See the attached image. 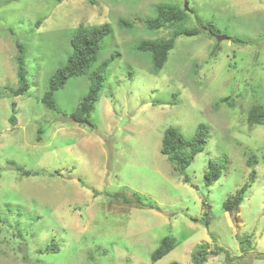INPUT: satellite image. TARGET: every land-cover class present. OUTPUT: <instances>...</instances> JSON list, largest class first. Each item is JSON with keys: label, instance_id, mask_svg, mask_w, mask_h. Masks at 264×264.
<instances>
[{"label": "rangeland", "instance_id": "rangeland-1", "mask_svg": "<svg viewBox=\"0 0 264 264\" xmlns=\"http://www.w3.org/2000/svg\"><path fill=\"white\" fill-rule=\"evenodd\" d=\"M160 3L184 10L183 22L136 21ZM99 24L110 31L92 65L105 76L92 127L69 117L88 77L55 92L60 113L41 97L75 29ZM175 26L196 33L177 36L154 72L136 46ZM16 41L29 83L19 95ZM253 106L264 109V0H0V264H264V124L248 123ZM199 123L205 148L180 174L160 151L163 132L188 138ZM209 161L221 173L206 185ZM245 183L239 206L225 210ZM165 236L172 249L153 261ZM202 242L224 251L195 262Z\"/></svg>", "mask_w": 264, "mask_h": 264}, {"label": "trees", "instance_id": "trees-1", "mask_svg": "<svg viewBox=\"0 0 264 264\" xmlns=\"http://www.w3.org/2000/svg\"><path fill=\"white\" fill-rule=\"evenodd\" d=\"M155 14L152 17L145 19L137 18V22H143L145 26L150 29H159L165 26L175 25L176 22H183L186 12L174 4L160 3L155 6ZM127 21L125 19H119V26L122 28H129L136 23ZM41 20L35 22L36 25L40 24ZM176 27V26H175ZM171 36L165 41L161 40H141L137 44V49L143 52H148L151 56L154 72H158L167 59V54L173 47L174 40L177 36L192 35L196 33V30L176 27ZM110 28L107 24L99 25H79L70 38L71 50L67 56L64 65L58 67L50 76L47 89L44 91L41 102L49 109L58 113L61 112L60 108L56 105L54 94L55 92L71 77L77 75H84L89 79V86L86 94L82 97L78 107L69 113V117L81 124L92 126L90 117L91 111L94 108V102L98 99L99 93L104 85L105 76L102 71L92 69V65L96 60L99 50V44L103 37L107 35ZM17 53L15 56L16 61V77L18 86L14 90V95L23 94L28 89L27 68L25 64L26 54L20 47L18 41H16ZM221 101H226V97ZM15 108V103L12 104V109ZM65 115V112H62ZM14 120V116L10 117ZM247 121L249 124H264V109L261 106H253L248 111ZM208 136V127L204 123H199L194 133L185 138L175 127H168L164 130L161 139L160 151L166 155L167 158L174 164L176 171L180 174L185 173L186 168L191 164L193 158L197 153L205 148V144ZM254 157L248 159V163H255ZM9 165L13 166L15 170L19 171L25 176H29L31 171L24 169L22 166L16 164L14 161L9 160ZM221 170L217 164L209 161L208 170L204 174L205 184L210 185L214 180L218 179ZM249 178L254 179V172H251ZM248 183L243 184L233 195L228 196L223 203L225 210L231 208H237L243 199V193L247 188ZM127 200L126 197H123ZM152 208L151 204H144ZM207 223V222H206ZM174 238L172 236H165L161 239L158 248L151 254L153 261L161 258L168 253L173 246ZM45 250H58L56 243L48 245ZM224 249L220 246H215L213 249L209 248L207 242L200 243L195 251V254L200 256L194 257L195 262L201 263L206 259L208 254L217 255L223 252ZM194 254V256H195ZM226 256L228 252L226 251ZM171 264H179L172 262Z\"/></svg>", "mask_w": 264, "mask_h": 264}]
</instances>
